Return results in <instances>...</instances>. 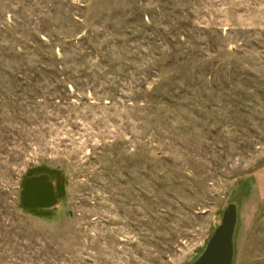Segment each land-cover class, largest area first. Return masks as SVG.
Masks as SVG:
<instances>
[{
	"label": "rangeland",
	"instance_id": "374dc122",
	"mask_svg": "<svg viewBox=\"0 0 264 264\" xmlns=\"http://www.w3.org/2000/svg\"><path fill=\"white\" fill-rule=\"evenodd\" d=\"M231 204L264 264V0H0V264H193Z\"/></svg>",
	"mask_w": 264,
	"mask_h": 264
},
{
	"label": "water",
	"instance_id": "95a60500",
	"mask_svg": "<svg viewBox=\"0 0 264 264\" xmlns=\"http://www.w3.org/2000/svg\"><path fill=\"white\" fill-rule=\"evenodd\" d=\"M58 200L55 187L47 175L30 177L24 184L23 204L29 209L53 208ZM237 206L231 204L221 224L212 234L204 251L193 264H233Z\"/></svg>",
	"mask_w": 264,
	"mask_h": 264
},
{
	"label": "flooded vegetation",
	"instance_id": "af4514ba",
	"mask_svg": "<svg viewBox=\"0 0 264 264\" xmlns=\"http://www.w3.org/2000/svg\"><path fill=\"white\" fill-rule=\"evenodd\" d=\"M39 176H40V175H39ZM32 177H36V176H32ZM56 183H58L57 180H56Z\"/></svg>",
	"mask_w": 264,
	"mask_h": 264
}]
</instances>
